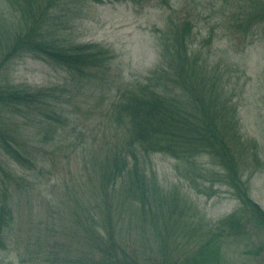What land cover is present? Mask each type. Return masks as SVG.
<instances>
[{"label":"trees","instance_id":"trees-1","mask_svg":"<svg viewBox=\"0 0 264 264\" xmlns=\"http://www.w3.org/2000/svg\"><path fill=\"white\" fill-rule=\"evenodd\" d=\"M121 1L145 0H0V151L15 164L35 168L25 125H42L47 137L59 134L65 122L56 109L68 91L16 84L14 63L32 56L90 81L109 71L113 52L100 44L77 43L68 30L90 3ZM241 7L237 28L253 35L264 21V1H253L250 11ZM168 22L163 64L113 105L111 119L120 140L104 149L101 189L94 191L101 201L84 207L86 217L75 215L81 247L75 252L68 244L60 252L58 242H52L49 264H228L225 247L239 236L248 241L245 255L264 264V208L251 197L245 180L264 164L258 143L241 135L238 107L226 94L240 84L221 64L211 66L210 54L204 57L214 29L198 47L193 21L171 15ZM158 153L186 164L189 177L201 171L205 182L229 186L240 207L217 222L200 219L178 190L168 192L154 171L146 172L147 157ZM203 156L209 157L211 170H202L198 159ZM12 177L22 186L30 184L0 160V249L7 248L15 223L4 188Z\"/></svg>","mask_w":264,"mask_h":264},{"label":"rangeland","instance_id":"rangeland-1","mask_svg":"<svg viewBox=\"0 0 264 264\" xmlns=\"http://www.w3.org/2000/svg\"><path fill=\"white\" fill-rule=\"evenodd\" d=\"M253 1L90 3L68 32L77 43L100 44L110 49L115 59L109 71L90 81L32 56L14 63L11 77L16 84L60 86L68 93L56 109L65 122L59 134L50 132L47 137L42 125H25L26 141L37 158L35 168H22L0 151V160L13 174L30 182L22 186L13 177L6 181L4 188L9 190L8 204L15 223L8 231L7 248L0 249V264H49L52 242H58L60 252L61 247L67 250L68 244L75 252L81 247L76 234H81L82 229L73 223L75 215L86 217L84 207L90 209L95 201H101L94 191L101 189L98 174L105 162L104 149L120 140L111 119L113 105L136 84L145 83L163 64V44L171 15L175 20L194 22L198 47L214 29L213 44L203 48L204 57L210 54L211 66L221 64L239 82L237 91L229 89L226 94L238 107L241 135L258 143L264 164V21L249 36L235 23L241 6L250 11ZM123 136L121 132L120 137ZM147 158L146 172L154 171L168 192L178 190L194 205L200 219L217 222L240 207L229 186L205 182L199 176L201 171L189 177V167L168 155L158 153ZM198 163L202 170L212 168L209 157H200ZM245 180L251 197L264 208V165L252 175L247 174ZM77 198L82 201L76 202ZM139 233L137 229L134 235L138 237ZM230 242L225 247L228 264H262L261 259L245 255L246 238L239 236Z\"/></svg>","mask_w":264,"mask_h":264}]
</instances>
